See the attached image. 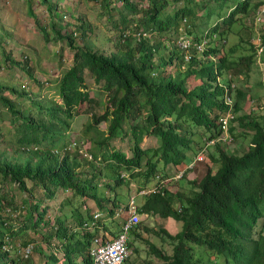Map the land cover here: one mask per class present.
I'll use <instances>...</instances> for the list:
<instances>
[{
  "label": "trees",
  "instance_id": "trees-1",
  "mask_svg": "<svg viewBox=\"0 0 264 264\" xmlns=\"http://www.w3.org/2000/svg\"><path fill=\"white\" fill-rule=\"evenodd\" d=\"M24 1L29 15L33 14L32 1H36L47 8L54 21L58 9L52 0ZM119 1L125 11L138 13L137 6L130 0ZM140 1L148 2L149 6L145 12V21L141 24L144 29L136 27L135 33L143 31L163 35L173 30L178 34L182 22H190L189 19L196 16V9L200 6L196 0H173L184 2L185 6L167 16L162 12L169 4L168 0ZM257 7L258 4H253L251 0L239 1L229 16L208 27L219 39L218 45L205 53L208 60L199 62L194 57L186 64L182 58L176 57L180 61L177 69L167 73L160 81H156L150 73L157 71L158 76L161 72L166 73L163 68L173 63L177 53L173 51L167 57L160 55L154 63V57L162 47L161 42L142 40L133 46V40L127 35L130 30H127L128 21L124 15H121L124 27L119 29L117 40L120 45L115 43L114 53L93 50L87 46L79 47L75 44L74 35H63L52 22L50 25L54 39L65 41L74 50L72 66L58 81L61 103L34 100L25 90L0 84V107L10 114L11 122L18 132L17 141L7 146L4 145L7 142L5 131L0 127V264H35L33 252L36 246L24 258L30 243L24 241L16 244L12 239L19 233L11 221L14 214L12 210L18 209L13 192L6 189L8 184L31 196L34 189L41 186L48 194L49 201L54 200L59 192L70 191L74 197L92 200L98 209L114 215L113 209L119 208V205L114 198L105 199L101 187L114 191L113 187L109 188V182H113L115 187L127 185L129 188L128 181L122 178V172L129 173L131 179L143 177L146 184H149L158 178L156 174L159 165L162 169L174 165L175 169L185 170L200 150V147L198 151L195 150L196 128L203 129V143L217 139L222 133L219 118L227 108L223 100L225 88L222 84L227 81L232 83L236 76L231 72L239 70V67H250L255 57L254 53V56L240 58L236 62L231 58L234 50L226 53L223 47L227 44L226 38L234 33L233 26L239 22V16L247 15ZM206 13L208 17L209 10ZM85 28L83 22L80 30L84 31ZM43 33L49 40L50 34L45 29ZM81 36L85 39V32ZM251 48L254 50V47ZM255 50L257 56V46ZM211 55L217 59L211 60ZM6 59L13 60L7 53ZM13 62L21 65L20 62ZM183 66L185 69H181ZM22 68L29 77L32 76L26 59ZM86 72L96 85H100L108 102L101 115L91 114L92 122L86 130L87 136L92 130L98 134L97 139L92 140L93 157H83L91 164L87 172L81 170L77 156L72 154L77 152L75 154L80 155L78 150L68 149L73 140L67 143L76 109L83 103L92 102L86 84ZM239 73L242 71L239 70ZM191 76L198 83L188 90L186 84ZM5 93L27 99L30 108H21L15 99ZM234 97L237 113L235 123L238 122L239 126L251 132L240 134L241 137L251 136L249 147L242 153L227 150L234 145L236 127L231 126L232 142H216L208 153L210 162L218 165L216 172L211 168L206 169L200 179L188 182L190 187L186 193L172 194L164 189L167 182H160L157 187L164 194L146 197L140 207L141 214L171 218L182 224L181 231L175 235L165 229L153 232L161 239L170 240L172 244L171 255L164 254L155 244L150 245L152 255L160 259V264H212L210 258L205 263L201 259L203 255L209 256L204 254L206 251L224 256L227 261L228 257L232 258L235 264H264V112L240 114L244 110L248 93L239 85ZM102 121L107 122L106 134L94 127V124L98 125ZM124 125L128 126L133 139L130 156L105 148L111 139L122 133ZM146 135L156 137L158 145L142 147ZM99 158L107 162V172L95 167L94 163ZM28 182H32L33 186H28ZM103 182L105 186H101ZM103 202L111 203L112 209L108 210V204L104 207ZM27 203L24 199L23 204ZM42 205L41 200L27 211V220L32 228L42 224L48 226L45 219L50 215L51 207L42 208ZM129 205L125 211L129 210ZM73 210H77V207L74 206ZM72 212L77 230L69 228V219L58 218L57 226L52 227L46 236L52 255L49 257L50 262L42 264H95L91 256L93 235L87 232L93 214L87 219L76 211ZM261 220L263 227L257 231ZM140 227L141 224L131 234L132 237L139 238L138 232L142 230ZM27 229H22L21 234ZM55 242L59 243V248L55 247ZM10 250L17 254L20 261L11 258Z\"/></svg>",
  "mask_w": 264,
  "mask_h": 264
},
{
  "label": "rangeland",
  "instance_id": "rangeland-1",
  "mask_svg": "<svg viewBox=\"0 0 264 264\" xmlns=\"http://www.w3.org/2000/svg\"><path fill=\"white\" fill-rule=\"evenodd\" d=\"M138 8L137 14H132L125 11L119 0H52L53 5L57 7L54 21L50 18L47 8L39 2L32 1L33 14L29 15L28 6L24 0H0V84L15 86L20 90L27 91L30 98L34 100H42L45 103L54 101L61 103L59 96V84L58 81L62 74L72 66L74 50L69 48L65 41L56 40L53 37L51 23L54 22L57 30L63 35H74L75 44L79 47H90L93 50H99L105 53L116 52L115 43L118 45L119 29L124 27L121 24V15L127 17V30H130V35H127L133 40L131 43L134 46L137 41L132 36L136 34V27L143 28L141 24L145 21V12L149 6L148 2H141L140 0H130ZM241 0H196L200 5L196 9V16H191L190 22H182L184 30H187L188 26H192L193 36H199V32H204L208 26L220 21L221 18H225L231 9L237 5ZM169 4L162 13L164 15H172L176 10L185 6L184 2H174L168 0ZM109 4V7L107 6ZM209 10V16L207 17L206 11ZM163 16L162 18H165ZM36 20L37 23L34 21ZM83 22L86 24L84 31L80 30L83 26ZM181 22V21H180ZM179 22V23H180ZM43 29L49 34V40L44 37ZM144 29V28H143ZM82 32H85V39L81 36ZM233 34H230L227 40V44L223 47L226 53H231V58L238 62L240 58L253 57V61L250 67H239V70H233L231 72L235 77V81L248 93V98L244 102V110L240 113L264 112V56L261 57V62L256 56L255 46L259 44V37L261 36V42L264 41V24L260 26H253L249 24L247 19L239 16V22L233 26ZM173 30L169 33L158 35L157 33L149 32L153 41L161 42L162 47L157 55L154 57V63L158 61V57L161 55L167 57L171 52L170 48L174 46L178 36ZM188 33V30H187ZM189 34V33H188ZM257 37V38H256ZM172 44V46H171ZM218 44V40L216 41ZM264 44V43H263ZM164 46V48H163ZM254 47V50L251 48ZM7 54L11 55L13 60L7 61ZM124 51V50H123ZM121 51V52H123ZM175 53L179 54L174 50ZM264 55V54H263ZM28 61L32 76L29 77L25 70H23L24 60ZM167 60V59H166ZM174 60V59H173ZM13 61L20 62L21 65L15 64ZM174 61L171 64L166 65L163 69L166 73L161 72V75H154L153 72L150 75L156 78V81H160V78L168 75L167 73L174 71ZM187 66V65H186ZM171 75V74H169ZM158 77V78H157ZM200 82V81H199ZM198 83L193 76L188 78L186 88L192 89ZM86 84L89 91V96L92 102L83 103L76 109L75 118L71 121V128L68 131L67 143L72 140L86 141L92 153V140L97 139L98 134L95 130H92L89 136L86 135L88 125L92 122L91 114L101 115L106 106L107 95L101 89L100 85H96L93 82L91 75L86 72ZM26 86V89H23ZM11 99H15L21 108L29 109L30 103L25 98H16V96L5 93ZM236 130L234 132V145L228 147V151L234 153L244 152L250 144L251 136L241 137V133H251L246 131L247 129L239 126L238 122L234 124ZM0 127L3 128L6 135L7 146L13 145L18 139V132L11 122V116L7 110L0 107ZM95 129L98 128L106 134L107 122L102 121L98 125L94 124ZM195 138V150L198 151L203 137L205 136L203 129L196 128ZM237 135V136H236ZM200 144H197V143ZM91 144V145H90ZM158 140L153 135H146L142 142V147H156ZM106 149H113L116 151L124 152L129 156L132 155L133 139L127 125L123 126V131L116 138L109 141ZM214 150V149H211ZM72 153V151H69ZM11 154V151L8 152ZM72 153L77 156L79 163L81 164V170L87 172L90 170L91 164L78 154ZM94 153V152H93ZM99 155V154H98ZM95 167L101 168L104 172H107V162L102 161L100 158L96 161ZM199 167L193 170L194 178L200 179L206 169L211 168L216 172L218 165H214L207 157L204 161L199 162ZM160 169V172H159ZM158 178L152 180L149 184L143 177L138 179H131L129 173L122 172L124 180L128 181V186L131 185V196H136L137 205H142L146 198L138 196V192L141 188H152L156 183H160L162 180L170 179L173 176L178 175V171L181 169H172L169 167L161 168L159 165L157 169ZM80 171V169H79ZM165 174V176H162ZM161 176L164 178L162 179ZM170 176V178H165ZM185 180H187L185 178ZM179 181H170L166 184L164 189L169 190L171 193L181 192L179 191ZM28 186L32 187L33 183L28 182ZM105 186V182L101 184ZM109 188L113 187L114 191L101 187L104 198L115 199L118 205H121L122 209H113L114 214L110 215L106 211H102L96 207V202L89 199H80L74 197L70 191L59 192L54 200L49 201L48 194L42 189L41 186L34 189L33 196L27 192H20L18 188L12 184H8L6 189L13 192L16 198L17 209L12 210L14 214L11 216V221L14 229L18 228L19 232L12 239L15 243H23L24 241L30 244H35L34 263L42 264L44 262H50L49 257L52 256L46 243V236L49 234L52 227L57 226L56 220L69 219L70 229L77 230V223L75 215L72 211L78 212V215L88 219L92 214L99 213L101 218L98 220L99 225H104V231L110 233L112 236L116 235L119 231L121 223L129 217V213L125 212V207H128L130 195L128 187L123 185L121 187H115L113 182H109ZM190 186H186L189 188ZM184 193L185 189L182 190ZM188 192V191H187ZM27 200V204H23V200ZM43 201L42 208L51 207L50 215L45 219L48 226L41 225L37 228L30 227V222L27 220V211L39 204V201ZM47 200V201H46ZM48 204V205H47ZM108 204V207H107ZM102 205L107 207L108 210L112 209L111 203L103 202ZM77 207V210H73V207ZM48 207V208H50ZM26 212V214H25ZM48 214V213H47ZM8 218V217H7ZM142 230H139V238H130V254L127 261L124 264H160V259L152 255L151 244L157 245L164 254H172V244L170 240L166 238H159L153 232L165 229L171 235H175L181 231L182 224L176 222L171 218L162 219L159 216H147L141 215ZM9 219V218H8ZM28 229L21 234V230ZM262 220L257 227V231L262 229ZM20 234V236H19ZM45 238V239H44ZM15 244V245H16ZM59 243L55 242V247L59 248ZM200 249L203 247L195 246ZM12 252V250H10ZM209 255L201 258L205 263L210 258L212 264H235L232 258L228 257V261L224 256L212 255L209 251L204 252ZM15 252L10 255L14 261H20L17 258ZM61 264V262L59 263Z\"/></svg>",
  "mask_w": 264,
  "mask_h": 264
},
{
  "label": "built area",
  "instance_id": "built-area-1",
  "mask_svg": "<svg viewBox=\"0 0 264 264\" xmlns=\"http://www.w3.org/2000/svg\"><path fill=\"white\" fill-rule=\"evenodd\" d=\"M258 3V7L253 13L251 19H249V23H252L253 26L257 27L264 24V0H255ZM179 36L174 43L175 49L181 55L184 63L188 64L191 62V59L197 57L198 61L205 58V52L210 48L216 45L217 35L210 34V31H206L200 39H195L194 36L189 35L186 30L181 27ZM130 35V33H128ZM137 42H141L142 40H151V34L141 31L140 33H136L132 35ZM259 44L257 46V56H260L264 52V48L262 46L261 39L259 38ZM171 50V49H170ZM214 59V56L211 57ZM178 60L174 59L173 67L174 69L177 67ZM181 69H185L184 66ZM231 89L234 90L236 88L235 83H231ZM26 86H23L25 88ZM224 93V101L226 105L229 107L221 114L220 116V125L222 128V133L218 139L207 140L203 148L199 151L197 156L189 165V169L194 167V163L197 161H203L208 155V146L214 145L217 141H227L232 142V137L228 134V128L230 121L234 118V101L233 97L230 94V88L225 86ZM74 146L76 143L73 144ZM87 157H92L88 152L86 147L80 150ZM130 217L127 221L123 222L121 226V231L118 236L113 239L106 241V243L102 244L101 240L95 239L93 241V247L91 250V256L95 260V264H123L124 260L127 259L129 255V236L133 229H135L141 221V218L134 206L131 207L129 211ZM97 218V216H96ZM32 248L34 246L30 244V246L26 249V254H24V258L28 257Z\"/></svg>",
  "mask_w": 264,
  "mask_h": 264
},
{
  "label": "clouds",
  "instance_id": "clouds-1",
  "mask_svg": "<svg viewBox=\"0 0 264 264\" xmlns=\"http://www.w3.org/2000/svg\"><path fill=\"white\" fill-rule=\"evenodd\" d=\"M244 1V0H243ZM252 1V3L253 4H256L257 3V1H255V0H251ZM258 4V3H257ZM257 8H255L254 10H252L249 14H247V15H244V16H242L243 18H245V19H247V21H248V23H249V19H251L252 18V16H253V13L255 12V10H256ZM233 11V9H231V11L227 14L228 16H229V14L231 13ZM186 23V22H185ZM249 24H252V23H249ZM209 27V26H208ZM187 30H188V33H189V35H192L190 32L192 31L193 32V30H191V29H193L192 28V26H188V28H186ZM180 30V29H179ZM186 30V31H187ZM206 31H208V28L202 33V32H199V36L197 35L196 37H195V39H200V36L201 35H203ZM210 31V30H209ZM210 34L212 35V34H215L214 32H211L210 31ZM215 35H217V34H215ZM193 36V35H192ZM217 40H219V39H217ZM149 41H153V38L151 37V40H149ZM218 44H216L214 47H210L207 51H209L210 49H214L216 46H217ZM171 50V52H173L174 50L175 51H177L176 49H175V46H172L171 48H170ZM206 51V52H207ZM171 52H169L168 53V55L171 53ZM205 52V53H206ZM212 56H214V59H211V57ZM182 58L181 57V55L180 54H177V55H175V59L177 60V58ZM258 57V56H257ZM210 59L211 60H216L217 59V57L215 56V55H211L210 56ZM258 59H259V61H260V58L258 57ZM208 60V58L205 56V58H203L202 60H199V62L201 61V62H206ZM179 63L177 64V65H179L180 64V61H178ZM261 62V61H260ZM175 69H177V67L175 68ZM175 69H173V70H175ZM153 74L154 75H156L157 74V71H153ZM229 78V80H230V76L228 77ZM232 83H235L236 84V88H237V86H238V84H237V82L234 80ZM231 83H229L228 81H227V83L226 84H222L223 86H224V88H225V86H228L229 88H230V94H231V96L233 97V101H234V107H235V97H234V95L236 94V88L234 89V90H232L231 89V85H230ZM226 89V88H225ZM223 100H224V95H223ZM225 102V101H224ZM226 104V103H225ZM227 106V108L229 107L228 105H226ZM226 108V109H227ZM224 112V111H223ZM222 112V113H223ZM221 113V114H222ZM221 116V115H220ZM236 116H237V113L235 112V109H234V118L230 121V123H229V128H228V134L230 135V137H232V133H231V131H230V128H231V126H233L234 124H235V118H236ZM219 123H220V119H219ZM221 126V125H220ZM220 137V136H219ZM218 137V138H219ZM217 138V139H218ZM232 139H233V137H232ZM217 142H220V141H217ZM74 143H76V145L74 146L73 144ZM205 145V142L203 143H201V145H200V150L203 148V146ZM84 147H86V149H87V152L93 157V155H92V153L90 152V148H89V146H88V144L87 143H85V141L84 140H82V141H79V140H73L72 141V143L69 145V147H68V149H70V150H78V152H79V154L80 155H82L83 157H86V158H89V157H87V156H85L83 153H81L80 152V150L81 149H83ZM210 148H212V145H210V146H208V151L210 150ZM66 150V149H65ZM199 150V151H200ZM199 151H198V153H199ZM55 152H57V153H59L60 151L59 150H55ZM197 153V154H198ZM209 153V152H208ZM197 154L193 157V160H192V162H194V159H195V157L197 156ZM207 157H208V155H207ZM206 157V158H207ZM205 158V159H206ZM204 159V160H205ZM203 160V161H204ZM191 162V163H192ZM199 162H202V161H197V162H195L194 163V167L192 168V169H189V165L191 164H189L188 165V167L185 169V170H179L177 173H178V175L175 177V176H173L172 178H170V176H167L166 178H170V179H166V180H162L161 182H164V181H166L167 183L168 182H172V181H181L183 178H185L184 176H185V174H186V172H188V171H193L196 167H197V165H198V163ZM156 176H158V175H156ZM124 177H127V176H125V175H122V178H124ZM162 177V176H161ZM157 185H158V183H156V185L154 186V187H152V188H149V187H145V188H141L140 190H139V192H138V196H141V197H144V198H146V197H148V196H151V195H156V194H159L160 193V189L157 187ZM125 186H127V185H125ZM131 186V185H130ZM166 187V186H165ZM168 192H170L169 190H168ZM175 193H179V192H175ZM174 193V194H175ZM164 193H160V195H163ZM173 194V193H172ZM129 203H130V205H129V210L128 211H125V212H128L129 213V211H130V209H131V207L132 206H134L135 208H136V210H137V212H138V214H139V216H140V218H141V215H144V214H141L139 211H140V207L142 206H140V205H137V203H136V196H131V192H130V199H129ZM128 203V204H129ZM122 209V207H121V205H119V208H118V210H121ZM116 215V212H115V214H114V216ZM96 216H97V218H96ZM148 216V215H147ZM92 217H93V220H91V222L89 223V225H88V231L87 232H90L92 235H93V238H92V242L91 243H93V241L95 240V239H99V240H101V242H102V244H104V243H106V241H109V240H113V239H115L117 236H118V234L120 233V231H121V226H122V224H123V222H125V221H127L128 220V218L130 217V214H129V217L127 218V219H125L122 223H121V225H120V227H119V231L117 232V234L116 235H114V236H112L110 233H107V232H105L104 231V225H99L98 224V220L101 218V214H99V213H95V214H93L92 215ZM141 222H142V218H141V221H140V224H141ZM139 224V225H140ZM138 225V226H139ZM137 226V227H138ZM136 227V228H137ZM136 228L135 229H133L132 230V232L130 233V236H129V242H128V248L130 247V238H131V234L136 230ZM94 244V243H93ZM34 247H35V244H32ZM92 247H93V245H92ZM129 254H130V249H129ZM128 257H129V255H128ZM128 257H127V259H128ZM127 259H125L124 260V262L125 261H127ZM124 262H123V264H124Z\"/></svg>",
  "mask_w": 264,
  "mask_h": 264
},
{
  "label": "crops",
  "instance_id": "crops-1",
  "mask_svg": "<svg viewBox=\"0 0 264 264\" xmlns=\"http://www.w3.org/2000/svg\"><path fill=\"white\" fill-rule=\"evenodd\" d=\"M169 168H172V169H175L174 165H168ZM198 167H199V164H198ZM187 180H185V178H183L181 181H179L180 183L178 184V188H179V191L183 192L182 190L185 189V192L188 191V188H186V186H189L188 185V182L193 180V179H196L194 178V173L193 171H188L186 172L185 176H184ZM130 188L131 186L129 187L128 191H129V195H130ZM141 206V205H140Z\"/></svg>",
  "mask_w": 264,
  "mask_h": 264
}]
</instances>
